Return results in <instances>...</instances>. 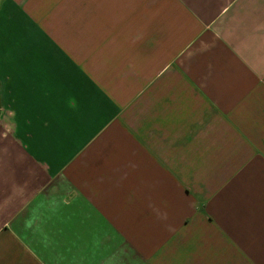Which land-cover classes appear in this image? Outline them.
I'll list each match as a JSON object with an SVG mask.
<instances>
[{
  "label": "crops",
  "instance_id": "1",
  "mask_svg": "<svg viewBox=\"0 0 264 264\" xmlns=\"http://www.w3.org/2000/svg\"><path fill=\"white\" fill-rule=\"evenodd\" d=\"M0 264H264V0H0Z\"/></svg>",
  "mask_w": 264,
  "mask_h": 264
}]
</instances>
